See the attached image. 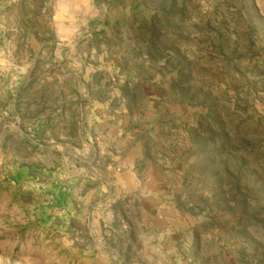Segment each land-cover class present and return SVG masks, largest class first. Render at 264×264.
<instances>
[{"label": "rangeland", "instance_id": "374dc122", "mask_svg": "<svg viewBox=\"0 0 264 264\" xmlns=\"http://www.w3.org/2000/svg\"><path fill=\"white\" fill-rule=\"evenodd\" d=\"M0 264H264V0H0Z\"/></svg>", "mask_w": 264, "mask_h": 264}]
</instances>
